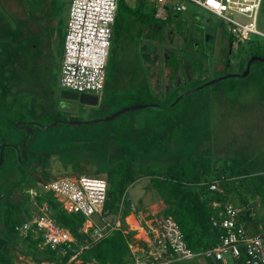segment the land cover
I'll return each mask as SVG.
<instances>
[{"label": "rangeland", "instance_id": "rangeland-1", "mask_svg": "<svg viewBox=\"0 0 264 264\" xmlns=\"http://www.w3.org/2000/svg\"><path fill=\"white\" fill-rule=\"evenodd\" d=\"M125 2L130 7L137 6V0ZM69 3L70 0H0V118L14 124H38L30 128L29 134L23 127H0V142L14 146L6 149L0 165V191L18 181L24 171L30 176L43 171L50 179L78 173L97 176L96 169L108 167L113 153H120L115 160L122 156L134 167L157 171L169 162L204 156L209 158L214 173L220 169L237 173L234 192L230 194L235 207L242 209V198L250 204L256 201L252 214L263 218L264 201L254 193V187L259 185L254 176L264 178V69L253 62L245 78L225 79L198 89L226 74L244 72L249 53L239 46L227 52L231 37L226 26L190 7L185 14L159 22L163 26L159 41L145 32L140 59L133 55L130 38H123V48H116L111 55L110 76L116 65L123 70H141L144 89L147 88L143 94L150 103L160 106H169L175 96L195 91L170 110L145 108L111 121L92 122L110 116L127 102L113 101L112 95L119 91L109 87L96 107L79 105L78 114L63 112L59 106L68 102L58 97V74ZM29 24L33 26L27 27ZM257 27L264 33V4ZM173 61L181 63V68L173 70ZM138 83L140 79L135 78L130 85ZM55 115L88 123L52 125ZM28 136L27 154L21 164L15 147L20 148ZM245 170L250 174H241ZM126 196L137 211L143 207L164 208L161 198L149 188V178L128 187ZM30 201L31 213H36L35 199ZM0 237L10 241L6 247L8 263L16 257H27L11 245L18 241L24 249L25 242L3 231Z\"/></svg>", "mask_w": 264, "mask_h": 264}, {"label": "built area", "instance_id": "built-area-1", "mask_svg": "<svg viewBox=\"0 0 264 264\" xmlns=\"http://www.w3.org/2000/svg\"><path fill=\"white\" fill-rule=\"evenodd\" d=\"M119 1L70 0L58 74L60 90L95 95L98 100L103 94ZM143 1L159 22L185 14L190 7L213 16L226 26L235 47H241L254 38L264 40V33L257 27L264 0ZM108 186L103 175L73 174L56 177L46 183L29 181L24 192L35 199L37 212H32L31 218L14 230L20 237L32 231L41 250L54 251L60 246L71 249L75 244L72 235L58 227L48 215L47 203L42 199V195L47 193L61 209L84 218L80 231L89 235L93 243L113 231L132 233L127 242L131 258L129 264H206V259H211L214 264H264V229L251 226L247 232L241 210L230 201L213 200L209 204L215 212L213 226L223 231L219 244L207 251L193 252L184 242L177 223L162 210L143 207L137 211L129 202L130 210L122 218V210L129 201L125 194L117 212L111 213L106 207ZM207 189L223 194L219 181L212 182ZM88 247L73 248L69 262L75 260L76 264H83L76 257ZM12 264L49 263H35L24 256L16 257Z\"/></svg>", "mask_w": 264, "mask_h": 264}, {"label": "trees", "instance_id": "trees-1", "mask_svg": "<svg viewBox=\"0 0 264 264\" xmlns=\"http://www.w3.org/2000/svg\"><path fill=\"white\" fill-rule=\"evenodd\" d=\"M146 6L143 0H137V6L135 7H130L125 0H120L118 3L103 94L105 95V91H107L109 87L113 90L117 88L119 92L113 94L112 99L113 101L126 100L127 103L123 107L136 104H154L150 103L147 96L143 94V90L145 91L147 88L144 89L146 84H144L143 79H141V70L135 68H126L123 70L121 69V65H116L114 68L112 67V76L109 75L112 66L111 55L116 48H123L121 44L123 38H130L129 46L133 49L135 59L141 58V39L146 31H149L156 40H160L163 34V26L154 18L153 12L150 9L149 11L146 10ZM231 42L233 43L232 38ZM246 44L249 46V49L246 45L241 46V49L249 53L247 60L252 56H258L264 59L263 39L254 38L249 40ZM169 62L170 61H168L167 64H169ZM257 63L264 69V64L260 62ZM172 64L174 65L171 66L173 70L181 68V63L179 62L176 64L173 61ZM240 69L243 70L244 67ZM135 78L136 81L137 78L138 80L140 79V83H138L139 86L138 84H134L133 86L132 84L130 85L132 79ZM176 97H178V95L175 96L168 105H170ZM54 120L59 121L63 120V118L55 115L52 121ZM14 122L15 121L9 119L0 118V127H13L14 129H19L20 127L14 126ZM30 128L32 129L33 126ZM29 136L26 138L24 156L19 155L18 157L21 164L24 158H26ZM25 137L26 135L24 138ZM22 144L23 141L21 147H15V149L18 151L21 150ZM9 147L14 146L6 144L5 142H0V150L3 148L2 156H4L6 149ZM119 154L120 153H113L112 160L109 161L111 163L108 164L109 166L96 169L95 171L96 175L105 174L109 184L106 207L111 213L114 214L117 212L119 204L126 194L128 187L141 178H149V188L157 193L165 206L163 213L171 216L177 223L183 234L184 242L191 251H207L219 244L220 236L223 234V231L221 228L213 226L212 219L215 216V212L209 204L213 200L230 201V194L234 192V183L237 179V173L233 171L224 173L222 169L214 173L210 168L209 158L204 156H188L181 161L169 162L164 169L157 171L134 167L132 163L128 160H124L122 156L115 160V157ZM242 173L248 174L249 172L245 170L242 171L241 174ZM254 177L259 181V185L254 187V193L260 196L261 201H264V178H260V176ZM49 180H51L50 175L46 172L40 171L30 176L24 171L23 176H21L18 181L5 190L0 191V233L3 231L12 235L16 240H21L26 243L24 249L18 245V241L16 244L11 242V245L20 249L24 255L35 263L76 264L75 260L69 262L73 255V248L88 245L89 247L83 249L76 257V260H80L83 264H129L131 258L127 242L131 239L132 233L123 234L119 230L113 231L93 243L89 235L83 234L80 231L84 218L79 214L67 213L61 209L52 196L47 193L42 195V199L47 203L48 215L58 227L67 230L72 235L75 244L71 245V249L60 246L54 251L50 249L41 250L37 247L38 239H34V233L32 231H29L25 237H20L15 232L14 228L17 225L28 221L32 216L28 205V203L31 202L30 196L24 192L26 184L29 181L34 183H46ZM214 181H219L223 189V194L210 192L207 189L208 185ZM249 185L253 186L251 183H249ZM40 200L39 198L38 203H40ZM241 204L242 209L239 208V210L242 212V219L245 223L247 232H250L251 226H257L259 230H263L264 217L257 219L252 214L254 211L252 203H248L245 198L241 199ZM129 210L130 206L128 201L122 210L121 217L124 218ZM9 244L10 241H6L3 238L0 239V264L13 263L12 259L10 260L11 263L7 262L9 256L6 247ZM173 264L197 263L177 262ZM206 264H214V262L211 259H206Z\"/></svg>", "mask_w": 264, "mask_h": 264}, {"label": "water", "instance_id": "water-1", "mask_svg": "<svg viewBox=\"0 0 264 264\" xmlns=\"http://www.w3.org/2000/svg\"><path fill=\"white\" fill-rule=\"evenodd\" d=\"M253 62H260L262 64H264V59L258 56H252L249 58V60L247 61L246 65H245V69L243 73H238V74H226L220 78H217L215 80H212L202 86H200L198 89H201L207 85L210 84H214L217 83L219 81L225 80V79H232V78H245L248 73H249V68L250 65ZM195 90L192 91H188L180 96H178L169 106H160V105H156V104H136V105H131V106H127L124 107L120 110H118L117 112L111 114L110 116L104 118V119H100V120H94L92 122H99V121H111L127 112H132V111H137V110H142L145 108H161V109H165V110H170L172 109L176 103L181 100L183 97L191 94L192 92H194ZM59 98L65 101H70V102H77L78 104L82 105V106H87V107H96L98 105V97L95 95H90V94H78L75 92H70V91H66V90H60L59 92ZM59 123H66L69 125H82L88 122H82V121H63V120H59V121H55L52 125H56ZM33 125H37V123L34 122H17L14 124L15 127H23L25 129H27V134H29L31 132L30 127ZM43 128H48V127H43ZM25 144H26V139H24L23 144H22V148L18 153V157L20 156H24V150H25ZM2 151L3 148L0 150V165L3 162V156H2ZM258 205V202L254 201L252 202V207L255 208Z\"/></svg>", "mask_w": 264, "mask_h": 264}, {"label": "crops", "instance_id": "crops-1", "mask_svg": "<svg viewBox=\"0 0 264 264\" xmlns=\"http://www.w3.org/2000/svg\"><path fill=\"white\" fill-rule=\"evenodd\" d=\"M23 20H26V19H22L21 18V21H23ZM33 26V24H29V25H27V27H32ZM235 46L233 45L232 46V48H234ZM59 97V96H58ZM62 100V99H61ZM63 101H65V100H63ZM67 103V105L65 106L63 103H61L59 106H62V111L63 112H66V113H70V112H73L74 114L73 115H75V114H78V111L80 110V108H79V105L80 104H78L77 102H70V101H68V102H66ZM74 103V104H73ZM82 106V105H81ZM73 118H71V119H65V118H63V121H67V120H72ZM59 124H61V125H65L66 123H59ZM66 125H69V124H66ZM162 205L164 206V204L162 203ZM164 209H165V206H164V208H162V211H164Z\"/></svg>", "mask_w": 264, "mask_h": 264}, {"label": "flooded vegetation", "instance_id": "flooded-vegetation-1", "mask_svg": "<svg viewBox=\"0 0 264 264\" xmlns=\"http://www.w3.org/2000/svg\"><path fill=\"white\" fill-rule=\"evenodd\" d=\"M206 23H207V22H206ZM232 46H233V43L231 42V38H230V40H228V42H227V52H228L229 54L231 53Z\"/></svg>", "mask_w": 264, "mask_h": 264}, {"label": "bare ground", "instance_id": "bare-ground-1", "mask_svg": "<svg viewBox=\"0 0 264 264\" xmlns=\"http://www.w3.org/2000/svg\"><path fill=\"white\" fill-rule=\"evenodd\" d=\"M132 224H133V227H134L135 226L134 222H132Z\"/></svg>", "mask_w": 264, "mask_h": 264}]
</instances>
